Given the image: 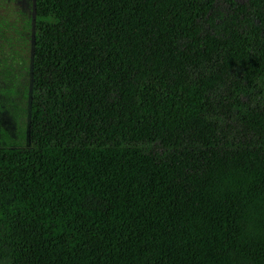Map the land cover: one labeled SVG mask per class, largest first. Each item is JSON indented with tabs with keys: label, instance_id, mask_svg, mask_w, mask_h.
Wrapping results in <instances>:
<instances>
[{
	"label": "trees",
	"instance_id": "16d2710c",
	"mask_svg": "<svg viewBox=\"0 0 264 264\" xmlns=\"http://www.w3.org/2000/svg\"><path fill=\"white\" fill-rule=\"evenodd\" d=\"M30 2L0 259L264 264V0Z\"/></svg>",
	"mask_w": 264,
	"mask_h": 264
},
{
	"label": "rangeland",
	"instance_id": "374dc122",
	"mask_svg": "<svg viewBox=\"0 0 264 264\" xmlns=\"http://www.w3.org/2000/svg\"><path fill=\"white\" fill-rule=\"evenodd\" d=\"M30 1L0 0V146H32L31 41L25 28L32 10ZM0 264H8V260L0 259Z\"/></svg>",
	"mask_w": 264,
	"mask_h": 264
}]
</instances>
